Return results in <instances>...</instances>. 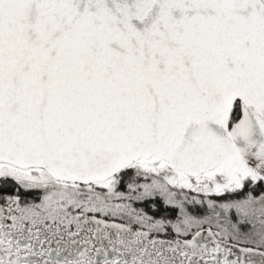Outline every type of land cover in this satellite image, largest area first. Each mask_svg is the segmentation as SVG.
<instances>
[{
  "label": "snow or ice",
  "instance_id": "6c2138e0",
  "mask_svg": "<svg viewBox=\"0 0 264 264\" xmlns=\"http://www.w3.org/2000/svg\"><path fill=\"white\" fill-rule=\"evenodd\" d=\"M0 264H264V0H0Z\"/></svg>",
  "mask_w": 264,
  "mask_h": 264
}]
</instances>
